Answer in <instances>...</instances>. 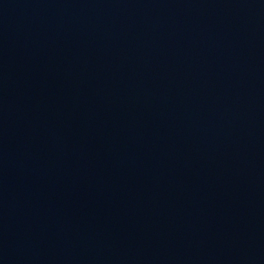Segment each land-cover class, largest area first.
<instances>
[{"label": "water", "instance_id": "95a60500", "mask_svg": "<svg viewBox=\"0 0 264 264\" xmlns=\"http://www.w3.org/2000/svg\"><path fill=\"white\" fill-rule=\"evenodd\" d=\"M0 264H264V0H0Z\"/></svg>", "mask_w": 264, "mask_h": 264}]
</instances>
